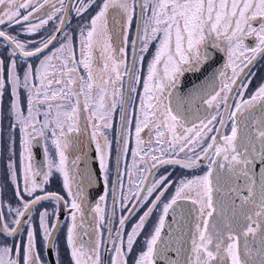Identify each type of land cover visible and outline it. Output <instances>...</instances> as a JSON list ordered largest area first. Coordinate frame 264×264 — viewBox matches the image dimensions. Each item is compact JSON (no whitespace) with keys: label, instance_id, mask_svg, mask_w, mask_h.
<instances>
[{"label":"snow or ice","instance_id":"6c2138e0","mask_svg":"<svg viewBox=\"0 0 264 264\" xmlns=\"http://www.w3.org/2000/svg\"><path fill=\"white\" fill-rule=\"evenodd\" d=\"M261 60L264 0H0V264H264Z\"/></svg>","mask_w":264,"mask_h":264},{"label":"flooded vegetation","instance_id":"af4514ba","mask_svg":"<svg viewBox=\"0 0 264 264\" xmlns=\"http://www.w3.org/2000/svg\"><path fill=\"white\" fill-rule=\"evenodd\" d=\"M73 23H75V21H73ZM247 43H248L249 45H251V44L253 43L252 38H248V39H247ZM210 50H211V49H210ZM222 55H223V53H219V54L217 55V57H216L217 62H218V64H220V65H222L221 62H220V60H221V56H222ZM224 59H226V58H224ZM261 65H264V60H261L260 63L257 65V68H259L260 71L258 72L257 79L254 80L253 83H252V85L250 86V90H254L255 87L258 85V83H260V77L264 76V67H261ZM254 70H255V69H254ZM205 71H207V69H206ZM189 74H190V73H189ZM202 78H203V76L201 75V76H199L198 79H195L193 82H199V80L202 79ZM189 86H190V85H189V81H184V86L181 88V91H182V92L185 91V90L187 89V87H189ZM90 147L92 148L93 153H94V145H92V146H90ZM86 150H87V149H86ZM201 171H203V170H201ZM197 174H199V173H197ZM58 187H59V183H58V181H56V180L54 179L53 182H52L51 185H50V190H57ZM169 221H171V216L169 217ZM172 255H173V257H174V254H172Z\"/></svg>","mask_w":264,"mask_h":264},{"label":"water","instance_id":"95a60500","mask_svg":"<svg viewBox=\"0 0 264 264\" xmlns=\"http://www.w3.org/2000/svg\"><path fill=\"white\" fill-rule=\"evenodd\" d=\"M221 64H223L224 62V57L223 55L221 56V60H220ZM218 66H222L220 64H218ZM199 77H194L192 76V74H186L184 77L181 78V84H180V89L184 86V81H194L195 79H198ZM87 153H88V160H87V163L92 166V167H95V163L93 161V158H94V153H93V150L91 147L87 148ZM81 167H84V161H81Z\"/></svg>","mask_w":264,"mask_h":264},{"label":"rangeland","instance_id":"374dc122","mask_svg":"<svg viewBox=\"0 0 264 264\" xmlns=\"http://www.w3.org/2000/svg\"><path fill=\"white\" fill-rule=\"evenodd\" d=\"M0 167H2V166H0Z\"/></svg>","mask_w":264,"mask_h":264}]
</instances>
